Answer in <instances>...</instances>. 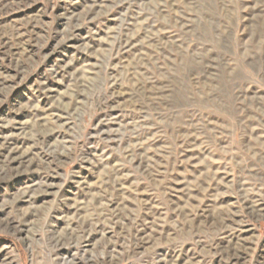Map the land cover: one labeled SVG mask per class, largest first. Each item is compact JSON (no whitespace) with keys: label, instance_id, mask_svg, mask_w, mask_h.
<instances>
[{"label":"rangeland","instance_id":"obj_1","mask_svg":"<svg viewBox=\"0 0 264 264\" xmlns=\"http://www.w3.org/2000/svg\"><path fill=\"white\" fill-rule=\"evenodd\" d=\"M264 264V0H0V264Z\"/></svg>","mask_w":264,"mask_h":264},{"label":"bare ground","instance_id":"obj_2","mask_svg":"<svg viewBox=\"0 0 264 264\" xmlns=\"http://www.w3.org/2000/svg\"><path fill=\"white\" fill-rule=\"evenodd\" d=\"M73 262V258L72 259H69V260H67V259H62V261L60 262L61 264H70V263H72Z\"/></svg>","mask_w":264,"mask_h":264}]
</instances>
